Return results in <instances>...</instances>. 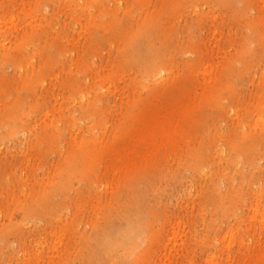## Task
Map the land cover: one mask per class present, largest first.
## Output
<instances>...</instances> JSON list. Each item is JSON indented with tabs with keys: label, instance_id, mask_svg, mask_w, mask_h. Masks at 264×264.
I'll return each mask as SVG.
<instances>
[{
	"label": "rangeland",
	"instance_id": "rangeland-1",
	"mask_svg": "<svg viewBox=\"0 0 264 264\" xmlns=\"http://www.w3.org/2000/svg\"><path fill=\"white\" fill-rule=\"evenodd\" d=\"M0 264H264V0H0Z\"/></svg>",
	"mask_w": 264,
	"mask_h": 264
}]
</instances>
